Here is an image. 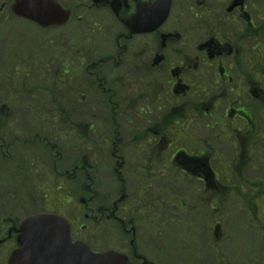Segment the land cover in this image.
<instances>
[{
  "label": "flooded vegetation",
  "instance_id": "af4514ba",
  "mask_svg": "<svg viewBox=\"0 0 264 264\" xmlns=\"http://www.w3.org/2000/svg\"><path fill=\"white\" fill-rule=\"evenodd\" d=\"M157 1L58 0L111 45L96 55L111 72L112 82L100 83L110 85L111 98L99 104L113 109L112 147L67 176L110 169L116 187L99 216L131 237L132 264H153L139 238H157V215L161 233L226 237L225 205L237 200L253 211V196L264 197V0H164L167 19L152 32L136 28L139 10ZM141 23L151 25L147 13ZM170 172L178 185L165 180ZM252 178L254 195L246 192ZM198 202L210 213L196 212ZM10 221L0 212V249L12 254L18 226ZM257 225L256 264H264V223ZM7 253L0 264H8Z\"/></svg>",
  "mask_w": 264,
  "mask_h": 264
},
{
  "label": "rangeland",
  "instance_id": "374dc122",
  "mask_svg": "<svg viewBox=\"0 0 264 264\" xmlns=\"http://www.w3.org/2000/svg\"><path fill=\"white\" fill-rule=\"evenodd\" d=\"M11 2L12 0H0V6H4V10L0 12V109L2 106L9 108V120L0 130L4 137L0 142V212L12 221L21 222L37 212L53 210L42 197L44 183L53 178L63 180L55 174L56 171L50 169L51 164L58 162L55 154L52 153L53 146L59 144L57 148L60 152V162L57 163V167L64 165L62 168H68L70 161L76 158L73 151L77 147L80 154L83 153L82 150L85 151L79 139L76 136L73 138L66 131L70 129L69 122L67 125L63 122L57 106L51 103L52 99L56 97L60 101L62 96H67L63 105L71 114L70 121L74 123H87L97 117L99 112L98 105L92 104L94 93L87 84L94 79L92 71L81 74L80 70L78 74L71 75L69 84L59 82L60 89H56L52 86L44 66V60L48 57L62 55L69 47L75 51L79 41L84 40L83 28L77 22V14L68 26L58 31L45 32L33 24L15 19L9 9ZM104 48L111 51L110 44H104ZM48 52L50 53L47 55ZM109 82H112L111 77ZM79 94L85 96V101L79 97ZM109 96L110 94L106 95ZM103 97L98 95L97 102ZM70 102L71 107L68 106ZM101 114L103 117L101 137L105 143L108 141L107 133L111 131L112 117L108 110H104ZM36 133H40L42 138L38 139ZM47 138H49L48 144H46ZM40 141L44 142V146L39 145ZM109 146L110 144L107 147ZM63 150H65L64 154ZM108 165L113 168L114 161H109ZM105 168L100 170L101 186L97 185L95 190L98 189L101 195L112 196L116 185L109 173L110 169ZM36 171L38 174H35ZM103 175L105 178L102 179ZM169 178L170 175L165 176V180ZM179 182L177 177L168 181L174 186ZM57 186L58 183L52 184V188H49L52 189L50 195L55 193ZM65 190L71 192L72 188ZM246 192L254 195L251 191ZM234 197L238 196L235 194ZM58 200L59 197L56 196L57 204ZM51 201L48 199V202ZM253 203L260 208L264 205V202L257 198H253ZM102 205V201H95L89 206H82L77 199L61 212L73 225V239L85 242L94 252L103 253L120 248L125 250L130 240L127 235L122 233L120 235L119 229L112 230L110 226L85 220L84 215L87 214L97 221L98 207ZM196 212L210 213V210H207L206 206L202 208V202H198ZM253 212L254 209L252 211L251 206L244 202L233 200L227 203L223 210L225 215L223 218L226 217L228 221H224V225L232 233L226 237H216L196 230L180 232L172 229L161 233L159 227L163 216L159 214L156 220L154 218L151 222L154 225L156 221L155 226L159 230L157 238L154 235L153 237L146 235L143 237V242H141L142 238H139V245L143 248L148 244H163L166 247L173 245L172 257L166 256L170 260L169 264L171 262L188 264L185 262L186 258L194 259L193 264L197 262L198 264H256L261 239L257 224L264 223V218L259 212L254 218ZM174 220L175 218L172 217V221ZM82 224L88 226L86 230H80ZM148 238L156 239V242L152 243L147 240ZM13 243L17 247L14 241ZM153 249L157 250L156 247ZM159 251V256L165 257L163 249L160 248ZM1 252L7 253L5 249H0ZM10 255L7 253V258ZM1 260L2 256H0ZM148 260L161 264L155 260L154 255Z\"/></svg>",
  "mask_w": 264,
  "mask_h": 264
},
{
  "label": "water",
  "instance_id": "95a60500",
  "mask_svg": "<svg viewBox=\"0 0 264 264\" xmlns=\"http://www.w3.org/2000/svg\"><path fill=\"white\" fill-rule=\"evenodd\" d=\"M13 12L43 27L63 25L69 13L56 0H15ZM17 250L10 264H119L117 254H94L83 243H73L70 226L54 215H37L19 229Z\"/></svg>",
  "mask_w": 264,
  "mask_h": 264
},
{
  "label": "bare ground",
  "instance_id": "6f19581e",
  "mask_svg": "<svg viewBox=\"0 0 264 264\" xmlns=\"http://www.w3.org/2000/svg\"><path fill=\"white\" fill-rule=\"evenodd\" d=\"M155 251V249H152L150 251H148V254H152Z\"/></svg>",
  "mask_w": 264,
  "mask_h": 264
},
{
  "label": "trees",
  "instance_id": "16d2710c",
  "mask_svg": "<svg viewBox=\"0 0 264 264\" xmlns=\"http://www.w3.org/2000/svg\"><path fill=\"white\" fill-rule=\"evenodd\" d=\"M59 111H60V110H59ZM61 111H62L61 115L64 116L65 114H63L64 110L62 109V107H61ZM61 111H60V112H61Z\"/></svg>",
  "mask_w": 264,
  "mask_h": 264
}]
</instances>
